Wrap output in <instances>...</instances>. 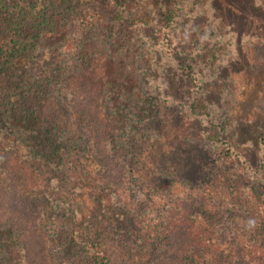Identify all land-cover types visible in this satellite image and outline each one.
I'll use <instances>...</instances> for the list:
<instances>
[{
  "label": "rangeland",
  "instance_id": "374dc122",
  "mask_svg": "<svg viewBox=\"0 0 264 264\" xmlns=\"http://www.w3.org/2000/svg\"><path fill=\"white\" fill-rule=\"evenodd\" d=\"M87 6L100 21L124 19L119 41H145V64L137 66L136 47L126 57L144 82L119 88L124 114L106 138L108 161L94 134L89 148L83 143L66 109L55 164L0 132V152L18 164L0 157V264H264V85L247 60L264 41V0ZM171 10V25H163ZM65 41L42 56L39 70L62 55L55 47ZM93 42L107 51L114 45ZM19 83L5 80L1 91ZM61 91L71 109L69 91ZM70 132L74 146L66 150ZM176 213L200 230H179Z\"/></svg>",
  "mask_w": 264,
  "mask_h": 264
},
{
  "label": "trees",
  "instance_id": "16d2710c",
  "mask_svg": "<svg viewBox=\"0 0 264 264\" xmlns=\"http://www.w3.org/2000/svg\"><path fill=\"white\" fill-rule=\"evenodd\" d=\"M93 1L101 0H0V84L4 85L5 80L11 79L20 82L7 95L1 91L3 85L0 86V132L15 136L35 152L38 159L49 164H55L60 152L64 151L59 143L62 133L58 126L63 121L60 115L63 109H66L64 115H76L74 121L87 137L83 143L89 148L90 133L94 134V143L97 147L102 146L101 156L108 161L109 155L104 149L106 138L115 130L113 119L124 114L122 105L118 103L123 96L119 88L130 91L136 83L144 82L136 75L135 62L128 65L126 57L136 47V50L140 49L135 56L137 66L145 64L148 57L147 51L142 50L145 41L139 40L138 36L132 41L135 45L119 41L121 28L127 26L126 22L114 16L100 21L98 13H95L96 18L95 14L89 15L87 5ZM120 15L123 17V13ZM172 21V10L165 11L162 24L170 26ZM95 29L98 30L94 32ZM105 37L112 39L113 48L109 51L95 48L93 38ZM63 38L67 39L63 47H55V52L59 50L62 55L57 53L45 69L39 70L42 56L51 54L53 44L63 41ZM69 40L73 47L66 50ZM251 48L252 56L250 59L246 56L247 60L264 85V41H257ZM174 54L175 59L181 62L180 55ZM131 68L136 72L132 73ZM62 86L69 91L71 109L64 105ZM53 99L62 102L58 104L60 107L53 105ZM197 102L198 98L192 99V108H196ZM249 117V114L243 116L241 121L247 122ZM5 119L9 122L7 125ZM64 139L72 142L66 150L74 146V132L68 133ZM0 153V157L7 159V167L13 166L15 161L7 157L9 153ZM101 163L105 166L106 162L103 160ZM17 165L15 162L14 166ZM177 215L179 213L174 215V221L179 224V230L185 226H189L186 233L191 229L200 230L187 218L177 219Z\"/></svg>",
  "mask_w": 264,
  "mask_h": 264
}]
</instances>
